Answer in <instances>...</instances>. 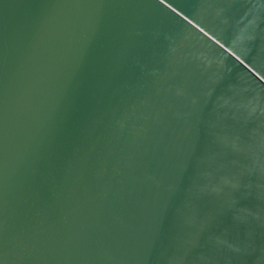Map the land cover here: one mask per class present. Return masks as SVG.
Here are the masks:
<instances>
[{
  "label": "water",
  "instance_id": "water-1",
  "mask_svg": "<svg viewBox=\"0 0 264 264\" xmlns=\"http://www.w3.org/2000/svg\"><path fill=\"white\" fill-rule=\"evenodd\" d=\"M0 264H264V0H0Z\"/></svg>",
  "mask_w": 264,
  "mask_h": 264
}]
</instances>
